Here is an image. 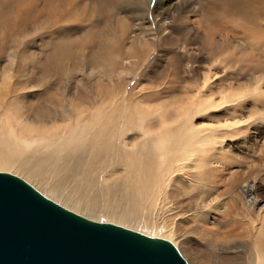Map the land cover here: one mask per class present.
I'll return each mask as SVG.
<instances>
[{
    "label": "rangeland",
    "instance_id": "obj_1",
    "mask_svg": "<svg viewBox=\"0 0 264 264\" xmlns=\"http://www.w3.org/2000/svg\"><path fill=\"white\" fill-rule=\"evenodd\" d=\"M263 1L0 0V116L16 118L32 136L64 134L78 123L76 112L66 107L69 100L87 106L92 90H106L109 93L102 99L126 115V131H131L127 154L115 150L124 163H135L128 152L142 138L136 114L152 124L147 127L151 136L165 127L183 134H207L234 122L237 130L206 144V153L198 152L200 159L193 156L186 161L208 163L207 172L199 171V176L194 174L197 169L187 171L191 176L178 172L161 202L136 212V217L138 228L150 223L171 231L173 239H165L188 264H254L249 262L252 233L245 220L250 215L239 185L243 180L253 182L256 210L262 207L264 221ZM254 12L261 18L255 19ZM213 57L220 61L213 62ZM221 94L229 100L214 107L205 104ZM95 111L91 107L86 113ZM87 142L83 139L82 147ZM48 151L6 144L0 155L13 153L17 161L37 169ZM47 171L51 180L59 181L63 195L106 201L103 187L88 179L64 170ZM15 175L37 189L26 177ZM199 177L205 182L200 188ZM106 202L124 206L118 197ZM204 203L212 208L200 209Z\"/></svg>",
    "mask_w": 264,
    "mask_h": 264
},
{
    "label": "bare ground",
    "instance_id": "obj_2",
    "mask_svg": "<svg viewBox=\"0 0 264 264\" xmlns=\"http://www.w3.org/2000/svg\"><path fill=\"white\" fill-rule=\"evenodd\" d=\"M256 7H259V5ZM254 13L257 15L255 19H258V17L261 18V14L258 16V13ZM248 19L250 20V18ZM254 21L256 22V20H253V22ZM250 22H252V20ZM213 59V62L220 61L215 57H213ZM262 74L263 72L258 76L261 77ZM8 79V75H6L3 81L6 86ZM259 79L260 78H257L255 80L258 81ZM262 80H264V76H262L260 81ZM97 89L98 88L92 90L93 92H91V95L87 100L89 103L87 106H82L76 101L73 102V100H69L66 104V107L76 112L78 123L75 128L71 124L69 131L64 134L57 133L54 136L43 138L32 136L21 127L16 118L1 115L0 149L6 144H11V146H14L15 148L41 146L49 151L43 156L40 161L41 163H38L37 169L32 168L30 163L17 161L15 159L17 158L15 154L11 153V156H9V153L6 152L5 154L0 155V170H12L15 174L18 173L26 177L28 180L36 184V188L47 198L55 200V202L57 201V203L62 206L88 218L99 220L98 218L105 217L109 221L120 225L122 224V226L138 230L148 235L150 234L151 236H160L167 239L172 238V233L170 234L171 231L168 233L161 227H158V229L156 226L148 222V224L143 225L142 229L138 228L136 212L144 211V209L147 210L148 205L155 206V203L162 197V194H166L167 188L171 185V180L176 177L175 175H178V172L182 173L183 176H191V173L187 174V171L190 172L189 170L197 169V171L194 172L196 176H199V171L203 174L206 171L205 167L208 163H187L186 161L192 160L193 156L200 159L199 157L201 154L199 153L202 152L205 154L208 149L206 144L212 142L214 138L222 136L225 132L232 131L236 128L235 123L226 122L223 124L227 125L226 127H216L210 130L207 134L201 135L198 133L183 134L177 131L168 130V128L165 127L164 130L158 131L160 132L159 134L151 136L149 135L147 127L152 126V124L145 123L146 121L142 120L139 115L136 114V127L142 134V138L140 142L132 143V149L128 152L132 155L135 163H124L121 157L118 158L116 156L115 150L118 151L121 149L127 154L125 147L128 144L127 137L131 131H126V115L122 112H117L114 104L112 106V101L110 102L109 100L108 102L106 99H102L103 95L109 93L108 91ZM226 96L227 94H221L220 98L218 97L219 99H210L205 104L208 107L218 106L226 100H229ZM49 99H51V97H49ZM115 104L118 105L117 103ZM91 107H95L96 111L94 113H86ZM134 129L135 128H132V130ZM237 129L238 127L236 130ZM131 137H133V134ZM83 139H88V142L82 147ZM143 149L145 151L144 153L141 152ZM141 156H144L145 159L140 161ZM202 157H204V155H202ZM43 163L47 164L46 166L48 168L43 169ZM210 164L213 165V163ZM48 169L54 173H63L65 171L71 174L80 175L88 179L92 185L103 187L104 191L101 192V195L102 197L105 196L106 201L110 198L118 197L124 206L118 207L113 203L110 204L106 201L101 204L100 201L97 200V197H94L93 200L83 201L72 195H63L58 184L59 181L51 180L47 176ZM211 170L212 169H210V171ZM200 177L196 181H199L201 184L195 182L198 183V188L205 183L200 180ZM209 182H211V180H209L208 183ZM251 182L252 181L248 182V180H243L239 185L240 192L242 195H245L243 207L246 213L250 215L249 218L246 215L247 219H245L250 222V227H246L249 228L252 233V237H250V250L253 255V260H250L249 262L254 264H264V221L260 218L263 210H261L262 207H259V209L256 210V199L258 197L256 198L253 195V188L255 187ZM192 185H194V183ZM208 188L206 190H208ZM199 198L203 199V196H200ZM165 204L167 205L166 202ZM201 208H212V206L211 203H204V205H201L200 209ZM236 215H238V213ZM238 216L240 217L241 215ZM231 236L234 235L232 234ZM235 241L241 242L243 240H236V238H234V242ZM230 244L231 243H229V245ZM212 245L214 247L218 246L215 242H213ZM221 247L223 249H229L232 245L227 246L226 248L223 246Z\"/></svg>",
    "mask_w": 264,
    "mask_h": 264
},
{
    "label": "water",
    "instance_id": "obj_3",
    "mask_svg": "<svg viewBox=\"0 0 264 264\" xmlns=\"http://www.w3.org/2000/svg\"><path fill=\"white\" fill-rule=\"evenodd\" d=\"M0 264H188L167 239L94 220L0 170Z\"/></svg>",
    "mask_w": 264,
    "mask_h": 264
},
{
    "label": "snow or ice",
    "instance_id": "obj_4",
    "mask_svg": "<svg viewBox=\"0 0 264 264\" xmlns=\"http://www.w3.org/2000/svg\"><path fill=\"white\" fill-rule=\"evenodd\" d=\"M248 123V121H243V122H241V124H247ZM227 125H221L220 127H226Z\"/></svg>",
    "mask_w": 264,
    "mask_h": 264
}]
</instances>
